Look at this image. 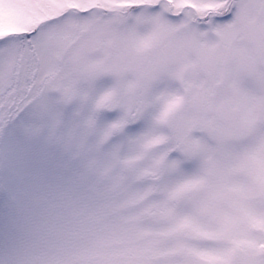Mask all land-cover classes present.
<instances>
[{"label": "snow or ice", "instance_id": "snow-or-ice-1", "mask_svg": "<svg viewBox=\"0 0 264 264\" xmlns=\"http://www.w3.org/2000/svg\"><path fill=\"white\" fill-rule=\"evenodd\" d=\"M0 264H264V0H0Z\"/></svg>", "mask_w": 264, "mask_h": 264}]
</instances>
